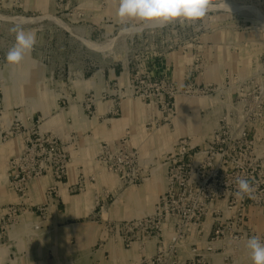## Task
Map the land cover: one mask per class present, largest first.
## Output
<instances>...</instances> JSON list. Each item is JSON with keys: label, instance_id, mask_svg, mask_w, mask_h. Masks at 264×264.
Instances as JSON below:
<instances>
[{"label": "rangeland", "instance_id": "1", "mask_svg": "<svg viewBox=\"0 0 264 264\" xmlns=\"http://www.w3.org/2000/svg\"><path fill=\"white\" fill-rule=\"evenodd\" d=\"M118 3L0 0V264H253L264 0H212L201 20L165 26L121 24ZM17 24L37 42L9 65ZM29 139L46 173L21 196L12 161ZM238 179L251 197L235 196ZM66 191L93 209L56 232Z\"/></svg>", "mask_w": 264, "mask_h": 264}, {"label": "clouds", "instance_id": "2", "mask_svg": "<svg viewBox=\"0 0 264 264\" xmlns=\"http://www.w3.org/2000/svg\"><path fill=\"white\" fill-rule=\"evenodd\" d=\"M225 3V2H224ZM212 0H119L117 17L121 24L128 21H139L143 25L155 24L165 26L169 23L185 21L192 23L204 18L210 10L218 8ZM15 34V41L6 53V62L9 65H19L26 55L31 54L36 45L37 38L33 31H26L22 25L17 24L10 29ZM125 32L133 31L130 27ZM235 196L244 199L251 197L254 191L246 179H238ZM247 249L253 264H264V243L259 237L253 236L247 240Z\"/></svg>", "mask_w": 264, "mask_h": 264}, {"label": "built area", "instance_id": "3", "mask_svg": "<svg viewBox=\"0 0 264 264\" xmlns=\"http://www.w3.org/2000/svg\"><path fill=\"white\" fill-rule=\"evenodd\" d=\"M28 142V141H27ZM31 142H33L31 144ZM36 139H29V144L32 148H26L22 150L21 155L16 156L12 161V168H14V173L11 176V186L17 191L21 196L28 195L29 185H32V181L38 179L46 173V169L43 165L42 160H40V152L35 153L33 151ZM25 154H29L26 157ZM59 177V176H57ZM56 182L49 188V193L54 191ZM166 200V195H162L161 201Z\"/></svg>", "mask_w": 264, "mask_h": 264}, {"label": "crops", "instance_id": "4", "mask_svg": "<svg viewBox=\"0 0 264 264\" xmlns=\"http://www.w3.org/2000/svg\"><path fill=\"white\" fill-rule=\"evenodd\" d=\"M69 178H70V176H68V180H69ZM66 192H67V195L66 194L64 195L63 193H59L57 196L58 198L56 199L57 204H56L55 208L57 209V212H56L57 214L55 213L53 215V217L55 218L54 221L56 222V227H57L56 232H58V230H62V232H63L69 228L71 229L73 227H76L77 223H72V222H68V221H71L74 218H77L78 216H79V218L86 216V214L93 209V206L90 205L89 197H84L83 191H82L83 193H81L83 195L82 197H84L83 199L80 198L79 194L78 195H69L70 193H68V191H66ZM64 196L67 198L64 199L65 198ZM65 200L68 202V204H66ZM74 216H76V217H74ZM63 223H65V224H63ZM86 235L87 236H85V238L89 236L88 233ZM128 250H130V249H122V252L126 253ZM130 258H131V256H130Z\"/></svg>", "mask_w": 264, "mask_h": 264}]
</instances>
